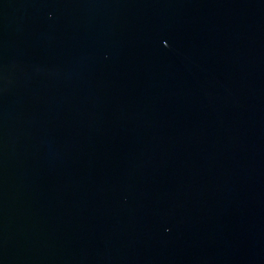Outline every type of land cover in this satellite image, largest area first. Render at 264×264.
Wrapping results in <instances>:
<instances>
[{"label": "water", "instance_id": "water-1", "mask_svg": "<svg viewBox=\"0 0 264 264\" xmlns=\"http://www.w3.org/2000/svg\"><path fill=\"white\" fill-rule=\"evenodd\" d=\"M0 264H264V0H0Z\"/></svg>", "mask_w": 264, "mask_h": 264}]
</instances>
